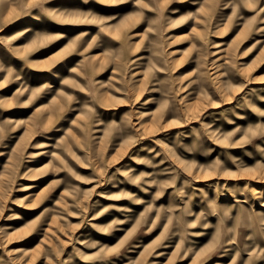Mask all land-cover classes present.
<instances>
[{"label": "rangeland", "instance_id": "rangeland-1", "mask_svg": "<svg viewBox=\"0 0 264 264\" xmlns=\"http://www.w3.org/2000/svg\"><path fill=\"white\" fill-rule=\"evenodd\" d=\"M264 0H0V264H264Z\"/></svg>", "mask_w": 264, "mask_h": 264}, {"label": "bare ground", "instance_id": "bare-ground-1", "mask_svg": "<svg viewBox=\"0 0 264 264\" xmlns=\"http://www.w3.org/2000/svg\"><path fill=\"white\" fill-rule=\"evenodd\" d=\"M263 205H264V203H263ZM216 264H220V263H216Z\"/></svg>", "mask_w": 264, "mask_h": 264}]
</instances>
